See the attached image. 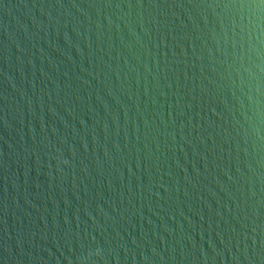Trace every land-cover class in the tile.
<instances>
[{"label": "water", "instance_id": "95a60500", "mask_svg": "<svg viewBox=\"0 0 264 264\" xmlns=\"http://www.w3.org/2000/svg\"><path fill=\"white\" fill-rule=\"evenodd\" d=\"M0 264H264V0H0Z\"/></svg>", "mask_w": 264, "mask_h": 264}]
</instances>
